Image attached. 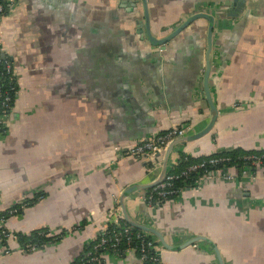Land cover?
I'll use <instances>...</instances> for the list:
<instances>
[{"label":"crops","instance_id":"obj_1","mask_svg":"<svg viewBox=\"0 0 264 264\" xmlns=\"http://www.w3.org/2000/svg\"><path fill=\"white\" fill-rule=\"evenodd\" d=\"M144 1L157 38L193 14L213 19L208 87L216 119L207 133L174 143L167 164L180 152L264 149V0ZM209 23L196 18L155 46L142 0L15 1L0 23L19 86L0 132V210L37 198L2 224L58 236L33 250L0 241V264H71L98 236L114 195L161 171L165 149L143 159L124 154L127 146L172 124L191 123L187 134L208 124ZM146 189L125 196L126 210L168 243L206 235L224 264H264L263 168L252 178H204L160 204L144 200ZM156 249L166 264H219L203 239ZM101 257L99 264H137L138 252Z\"/></svg>","mask_w":264,"mask_h":264},{"label":"built area","instance_id":"obj_2","mask_svg":"<svg viewBox=\"0 0 264 264\" xmlns=\"http://www.w3.org/2000/svg\"><path fill=\"white\" fill-rule=\"evenodd\" d=\"M16 0H0V23L8 10ZM18 69L9 55L8 51L3 47L0 33V132H3L7 128V115L11 112L13 102L18 94L19 86L17 80ZM192 128L191 123L184 124H172L169 127L151 133L139 138L132 142L124 150V154L135 157L147 159L150 157H158L164 150L166 145L175 137L182 136L188 133ZM243 158L250 160V167L237 168L233 165H226L230 160L229 156H208L198 161L192 162L187 165L186 168L180 172H167L164 178L155 185L148 187L144 193V200L148 204H160L166 200H169L173 194H178L180 190L185 186H174L173 180L178 176H187L190 171L197 169H203V172L194 177L193 182L200 183L204 178H210L218 176L224 179H239L240 177H254L257 168L264 169V152L249 153L243 155ZM177 162L174 160L173 163ZM232 168L236 169V172L231 171ZM41 196V195H40ZM38 195V197H40ZM115 207L113 211L104 218L105 222L99 229L98 236L94 239L88 247L79 255V258L72 262V264H99L101 256L104 251L109 249L114 250L116 254H124L132 249L138 250L137 264H166L157 252L156 238H147L149 232L137 228L134 231V227L128 222L121 223L118 195H114ZM28 205V202H22L19 206L9 207L7 212H0V241L5 243L8 239H15L18 241L20 235H26L24 239L25 250H33L48 242L42 243V245L32 240L37 234L30 232L20 233L12 231L6 228L2 222L5 218L24 206ZM75 226L68 228L69 230L75 229ZM39 234L48 235V231L39 230ZM32 236V237H31ZM136 242V245H135ZM5 251L9 250L7 247Z\"/></svg>","mask_w":264,"mask_h":264},{"label":"water","instance_id":"obj_3","mask_svg":"<svg viewBox=\"0 0 264 264\" xmlns=\"http://www.w3.org/2000/svg\"><path fill=\"white\" fill-rule=\"evenodd\" d=\"M143 3V10H144V15H145V20H146V24H145V34L149 40L150 43L154 44L155 46H161L163 45L165 42H167L168 40H170L172 37H174L176 34H178L180 31H182V29H184L189 23H191L194 19L199 18V17H205L207 19H209V27H208V31H207V47H206V63H205V71H204V76H203V86H204V91H205V96L206 99L208 100V103L210 105V108L213 110V114L212 117L210 118L208 124L203 127L202 129L190 133V134H185L182 136H178L175 137L174 139H172L164 148L165 150L163 151L164 154L162 155V157L160 158V163L162 164V168L161 171L159 173V175L151 182H147V183H140V182H135L133 184H129L127 185L120 193L119 196V208L122 214L123 219L128 222L129 224H131L134 228H140L143 229L147 232H149L150 234H153L156 238V242L161 245V246H165L167 248H178L181 247L184 244H188L191 243L195 240L198 239H203L208 241L216 254L217 260L219 264H224L222 257L220 255V252L217 248V246L214 244V242L206 235H200L197 234L195 236H192L189 240H187L185 243L182 244H178V245H172L170 243H168L165 238L164 235L162 234V232H160V230H158L156 227L143 223V222H139L136 219L132 218L125 207V203H124V198L125 196L130 193L131 191H134L138 188H144V187H151L153 185H155L156 183L160 182L165 174L167 173L168 170V164H167V157H168V153L169 150L171 149V147L173 146L174 143L180 141V140H190L196 137H199L205 133H207L211 128L212 125L214 124V121L216 119V109L214 106V103L212 101L211 95L209 93V87H208V78H209V72H210V59H209V55H210V51L212 48V27H213V22H212V17L210 15L204 14V13H196L193 14L192 16H190L189 18H187L184 22H182L178 27H176V29H174L172 32H170L169 34H167L164 37L161 38H157L156 36H154L147 25V20H148V11H147V7H146V2L144 0H142ZM135 4V3H134ZM140 25V24H139ZM138 31L140 33L143 32L142 27H139Z\"/></svg>","mask_w":264,"mask_h":264},{"label":"trees","instance_id":"obj_4","mask_svg":"<svg viewBox=\"0 0 264 264\" xmlns=\"http://www.w3.org/2000/svg\"><path fill=\"white\" fill-rule=\"evenodd\" d=\"M260 152H264V149H244V148H241V147H235V148H231V149H227V150L214 151V152H211L210 154L201 155V156H194V155L184 154L183 152H180L178 154V157H177V162L173 163V164L171 163V164L168 165L167 172H175V173L180 172L182 169L186 168L187 165H189L190 163L198 161V160H200L202 158H206L208 156H229L230 160L226 163V165H229V166L233 165V166L237 167L238 169L243 167V166L249 168L250 164H251L250 160L247 159V158H243V155L249 154V153H260ZM202 172H203V169L200 168V169H197L195 171H190L188 173V175L185 176V177L184 176H178L177 178H175L173 180L174 186L180 187L182 185H185V186H187V185H195V183L193 182L194 177L198 176ZM176 195L177 194H173L169 198L172 199ZM36 198H37V196L34 197V198H29V199H27L24 202H28V204H31V203H33L35 201ZM19 205L16 204V205H13V206H10V207L19 206ZM8 208H6L5 210H0V212H7L6 210ZM120 220H121V223L126 222L123 218H120ZM39 230L47 231L46 229H42V228H38L36 230L31 231L32 234H34L33 232H35L37 234L35 237H32V236L31 237H32V240L37 242L38 244L42 245V243H44V242H52V241L57 239V236H58L57 234H55L54 236L44 235L42 233L39 234L38 233ZM136 230H137V228L134 229V231H136ZM25 238H27L26 235H20V237L18 238V241L20 242L22 247L24 246V242L23 241H24ZM147 238L150 239V238H153V237L151 236L150 233H148L147 234ZM92 242H94V240ZM135 245H136V242H135ZM107 252L115 253L114 250H111V249L107 250ZM137 252H138V250H137ZM118 255H122V254H118ZM78 258H76L75 260H77Z\"/></svg>","mask_w":264,"mask_h":264}]
</instances>
